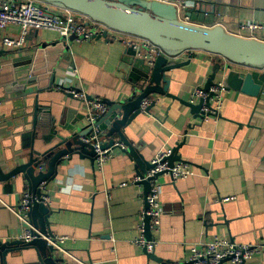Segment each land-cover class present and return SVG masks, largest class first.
<instances>
[{"label":"crops","instance_id":"1","mask_svg":"<svg viewBox=\"0 0 264 264\" xmlns=\"http://www.w3.org/2000/svg\"><path fill=\"white\" fill-rule=\"evenodd\" d=\"M187 5V10L194 9L191 17L186 15L188 21L196 25H221L236 34L243 23L264 24V0H189ZM19 31L11 28L5 33L17 36ZM25 47L29 51L15 55L23 58L18 65L12 63L15 56L0 59L3 167L6 159H27L34 151L54 148L60 137L90 134L89 103L68 96L65 89L76 87L94 100L118 103L131 96L140 75L135 65L126 66L129 52L119 41L78 43L54 32L34 30ZM34 48H38L35 54ZM189 55V65L167 75L168 93L186 102L196 87H204L208 74L220 62L200 51ZM186 60L187 55L178 61ZM27 79L32 82L22 84ZM159 97L151 114H140L126 128L125 136L150 161L159 151H170L184 141L179 154L196 172L175 182L168 175L159 178L163 216L154 252L162 261L134 244L146 200L143 186L120 187L136 177L137 170L135 161L119 150L101 172L90 158L77 155L59 166L56 180L50 183L54 199L47 229L67 236L66 249L92 264L182 263L192 248L215 236L236 244L259 245L262 253L248 264H264V93L257 101L230 91L221 118L206 120L194 118L177 100ZM36 98L40 117L35 124ZM97 128L104 136L106 121ZM14 183L15 189L0 183L2 242L18 240L22 232L18 219L4 206H17L28 192L27 185ZM224 198L233 199L223 202ZM15 248L20 249L7 254L6 264H41L34 249ZM64 261L79 264L66 257ZM0 264H4L1 254Z\"/></svg>","mask_w":264,"mask_h":264},{"label":"water","instance_id":"2","mask_svg":"<svg viewBox=\"0 0 264 264\" xmlns=\"http://www.w3.org/2000/svg\"><path fill=\"white\" fill-rule=\"evenodd\" d=\"M34 1L83 16L88 20L87 24H100L122 35L146 40L162 52L155 59L153 65H147L143 59L138 58L137 53L126 50L129 52L126 66L135 65L134 69H138L137 71L140 75L137 76L132 94L127 100H122L118 103L103 101L110 109L104 116V121L107 124L105 132H103L104 136L100 135L97 128L99 124L104 122L101 120L98 124L95 122L94 125H90V134L87 136H81L80 138L79 136L60 137L59 143L45 152L34 151L29 154L27 159L25 157L6 159L5 167L0 162V183L11 184L13 189H15L14 182H17L18 185L19 183L25 184L28 186V193L39 199L38 202L35 201L31 205L28 217L33 226L43 235L53 234L47 229L50 225L49 216L52 210L41 199L43 193L40 187L43 183L50 185L51 182L56 180L59 166L72 161L75 155L80 158H90L91 162L95 164L96 152L93 147L94 143L84 142V138L90 137L95 130L99 132L104 149H121L120 144H122L124 146L121 149L122 152L128 154L135 161L137 176L143 179L138 185L143 186L146 200L151 191L152 182L158 180L165 173L156 174L153 178L144 180L153 165L150 160H147L141 154L140 146L132 147L125 136L126 128L132 125L140 114H151V110L156 105V102H153L143 110L142 103L144 99L159 95L177 100L190 109L194 118L204 120L206 117L216 116L211 112H207L206 108L211 109V98L214 94L210 92V89L215 85L217 79H222L224 87L229 91L254 97L257 101L261 99L264 93V41L238 36L228 32L221 25L201 26L184 22L179 17L177 7L173 4L157 0ZM193 12L194 9H188L185 13L188 17H191ZM73 39L74 37L71 38V40ZM95 39L108 41L107 34L95 36ZM27 51H29L28 47L15 51H8L2 48L0 50V59L2 56H15ZM37 51L38 48L32 49L34 54ZM196 51L218 57L220 62L215 64L205 80L203 90L210 92L209 96L193 103L190 100L186 102L168 93L170 81L167 79V75L176 69L189 65L192 57L189 53ZM185 55L188 56V60L178 61ZM22 59L19 56L13 57V65H18ZM31 82L32 80L27 79L22 84ZM69 89L75 93L81 92L76 87ZM64 92H66V89ZM66 93L68 96L75 97L72 93ZM86 98L87 101L94 100L89 96H86ZM39 114L40 107L36 98L35 124L40 117ZM216 117L221 118L220 115ZM103 137L109 139V141L104 142ZM116 137H118V140H116ZM183 144L184 141L176 143L175 147L170 149V155L165 158L170 168H173L176 163L191 165L179 154ZM146 209H148L147 201ZM144 223L146 236L150 239L149 216L145 217ZM18 246H23L25 249H34L41 264H57L62 261L56 257V250L46 240L39 237L30 242L22 240L0 241V254L4 264H6L7 254L18 251L20 248H15ZM144 252L156 260L162 261L155 256V252L149 253L146 250Z\"/></svg>","mask_w":264,"mask_h":264},{"label":"built area","instance_id":"3","mask_svg":"<svg viewBox=\"0 0 264 264\" xmlns=\"http://www.w3.org/2000/svg\"><path fill=\"white\" fill-rule=\"evenodd\" d=\"M163 3L173 4L177 7L179 17L184 22L189 23L186 11L189 0H157ZM88 23V20L78 14L67 10H61L49 5L41 4L34 0H0V47L5 50L15 51L26 46L28 42V35L31 31H49L56 33L60 38L68 41L72 37L78 43L92 42L95 36L107 34L108 40L121 42L127 50L137 53L139 58H142L147 64L153 65L155 59L159 57L162 52L159 48L150 44L146 40L138 39L131 36L122 35L107 27ZM216 26V25H214ZM11 28H19V34L12 36L6 34V30ZM264 24L257 22H247L239 26L236 35L264 41ZM104 40V39H102ZM59 88L64 89L63 85ZM66 92L74 94L79 98L89 103L87 121L89 125H94L101 114L108 111V106L101 100L87 101L86 95L82 92L75 93L69 88ZM210 92L214 94L211 98V109L206 108L207 112L213 115H220L224 106V102L230 91L224 87L222 79H217L215 85L211 87ZM210 92H205L203 86H198L192 93L191 102H198L200 99H206ZM160 101L159 96H150L143 100L142 109L145 110L153 102ZM1 105V103H0ZM215 116V117H216ZM213 117V116H211ZM210 118V117H206ZM218 118V117H216ZM204 119V120H206ZM4 119L0 113V127L3 126ZM84 142L93 144L96 152L95 168L101 172L105 165L113 158L114 155L124 148L120 144L121 149L108 148L104 149L99 132H95L87 138ZM170 155V151H159L152 159L151 164L153 168L148 172L146 179L153 178L156 174L165 173L174 182L180 179H188L195 176L196 172L191 165L185 163H176L173 168H170L165 158ZM143 179L139 176L134 177L129 182H124L120 187L128 186L129 184H138ZM42 197L41 199L46 205L51 207L54 193L50 189V185L43 183L41 185ZM108 196L110 192L107 190ZM233 198H224L223 202L232 200ZM39 201L37 197H33L28 192L25 193L17 206L4 205L8 210L18 219L22 227V232L18 240L30 242L36 238H42L56 250V257L60 261L57 264H65L64 257L71 259L79 264H92L78 260L65 247L69 240L67 236L61 235H43L31 223L28 213L33 202ZM148 209L143 211L139 216V223L137 226L138 236L134 240L135 246L139 250H146L149 253L154 252L159 244V234L161 231V219L163 216L162 202H161V184L158 180L152 182V187L149 195L146 198ZM146 216L150 217V239L146 236L144 219ZM262 253L260 246L255 244H236L229 240L215 236L207 244H202L194 247L190 251V256L186 262H177L175 264H248L256 260Z\"/></svg>","mask_w":264,"mask_h":264}]
</instances>
